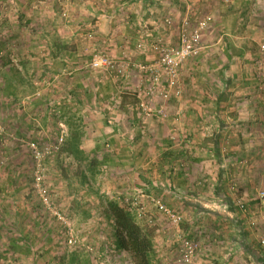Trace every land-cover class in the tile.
<instances>
[{
	"label": "rangeland",
	"instance_id": "rangeland-1",
	"mask_svg": "<svg viewBox=\"0 0 264 264\" xmlns=\"http://www.w3.org/2000/svg\"><path fill=\"white\" fill-rule=\"evenodd\" d=\"M169 2L147 7L141 32L129 33L94 26L100 18L94 10L104 0H0V264H133L115 246L110 202L128 210L151 236V264H182L178 236L196 248L192 264L196 258L226 264L220 252L235 243L226 228L228 199L246 207L243 220L256 208L264 216L258 200L264 191V0ZM111 7L118 10L111 9L104 23L126 25L121 7ZM184 21L190 31L200 22L207 26L199 53L182 62L176 89L164 98L165 77L153 81L158 61L153 47H177ZM133 40L136 45L130 47ZM215 43L218 55L211 62L202 47ZM188 60L199 76L198 100L186 94L192 86L185 81L183 87L180 79ZM220 92L216 103L212 98ZM194 101L217 104L224 123L217 139L212 128L201 129L213 134L207 144L197 145L199 167L209 170L214 164L207 151L215 144L221 156L216 171L233 174L212 194L206 187L209 174L198 179L202 198L220 213L202 209L211 219L207 224L196 218L197 207L185 213L176 202L165 204L168 186L160 180L132 182L139 175L134 176L127 157L135 147L132 119L139 128L144 119L157 127L179 122L178 105ZM176 134L172 129L170 142ZM72 136L80 150L75 157L63 151ZM32 145L40 154L36 159ZM243 185L251 188L240 197ZM160 205L180 218L178 229ZM239 247L233 246L232 264H248Z\"/></svg>",
	"mask_w": 264,
	"mask_h": 264
},
{
	"label": "crops",
	"instance_id": "crops-1",
	"mask_svg": "<svg viewBox=\"0 0 264 264\" xmlns=\"http://www.w3.org/2000/svg\"><path fill=\"white\" fill-rule=\"evenodd\" d=\"M104 1L106 2V4H103V6H100V8L97 7L96 10H94V15L96 17H100L98 19V22L94 26L102 32L108 27L109 29L113 28L114 30L116 29L119 31H125V29H127L129 33H132L136 30H138V32H141V17H143V14L146 15V12L148 11L147 7L150 6L153 8V6H155L157 8H162L164 6H167L168 3H170V0ZM113 5H119L121 7V9H119L121 11L120 16L126 15V18L128 19V21L125 23L126 25L122 23H116L115 21L111 23L108 22L107 25L106 23H104V20L102 18L104 16H111V9H115V11L118 10L117 7L112 8L111 6ZM173 12L176 16L180 15L177 9H174ZM148 16L150 15H147V17ZM146 22H150V20H147ZM124 26L129 27L125 28ZM149 26L152 27L154 26V24L150 23ZM153 30L155 29L153 28ZM177 40L178 39L175 38L172 44L177 42ZM128 42L130 47L136 45L134 40L132 41V43H135L134 45L130 41ZM202 48L205 50L204 51L202 49V53L204 52V54L209 57L211 62H215V59L218 55L216 50V43ZM122 54L124 53L122 52ZM141 60L144 61V59ZM189 63L190 60L183 63L181 69L184 70V68H186L187 72H183L180 76V79L183 82V87L185 81H188V84H191L192 86L190 89L185 91L186 94L189 93V96H191V98H196V100H198L200 98L199 94L197 93V90L201 92L200 88L197 87L198 74L195 71H192L194 67H189ZM192 92L196 94V97L193 96ZM220 95L221 92L219 94L216 93L212 99H214L216 103H218ZM210 98L211 97L207 96V94H204L203 96V99H206L207 101H209ZM128 108H132L128 109L129 111H135L134 107ZM142 108V110H146L144 106ZM178 108L180 112H182V119L179 122H175L172 120L167 121V123L163 124L161 127L152 125L148 120L144 119L145 121H142L143 127L139 128V126H137L138 123H135V119H132L130 121V123H133L132 127L130 128V132L134 133L133 135H131L132 133L130 134V143L133 144L135 147H133V150L130 151L127 155V157H129L128 159L130 160L128 164L131 166L130 170L133 171L134 176L136 174L139 175L135 178V181L134 179H132V182L140 186L142 184H154V181L160 180L158 183L168 186L167 191L162 196V200H164L165 204L172 206L176 202L179 205L183 206L182 210L185 213L197 207V210L195 212L197 215L196 218H201L198 219V221L203 222V224H207L211 219L208 217V211H202V209H208L209 212H213L218 216L220 213L213 211V209L215 208V203L210 204V199L208 197L205 199L202 198L201 192L197 188L199 184L198 179L201 177V175L204 174V172L209 174L210 177L206 180V187L209 190V194H212L213 189V191L216 193L221 191L222 185L225 184L224 181H228V178H232L233 174L223 171L221 167V169L216 171L221 156L217 154L215 144H213V146L211 147L213 151H207L209 153V156L213 158V160L211 161L214 164H209L210 166L208 165L209 170L205 169V167L203 166L199 167V165L201 164L198 163L197 158L199 153L201 152H199L200 150L197 145L207 144L208 138H210L213 134H211L210 131H208V134H206V132H201L202 128H212V132H215L214 137L216 139L218 138V135L220 134V128L224 125L222 121L218 120V111L222 109H220L217 104H215L214 107H211L210 105L204 102L199 103L195 101L194 103L187 104L180 103L178 105ZM178 108H176V110ZM172 129H176L177 133V138L174 140L173 143L169 141V139H171L169 138V134ZM150 142H156L158 144L157 147H149V145L152 144ZM123 157L126 156L123 155L119 156L118 158L121 159ZM211 167L213 169H210ZM210 185L212 186L210 187ZM249 188H251L249 185H243V187H241L242 190L240 197L247 195V191ZM174 192H176V194H174ZM171 194L175 195V201L174 198L171 197ZM204 194H206V191H204ZM194 195L196 196V199L194 198ZM226 198L227 197H225V199ZM229 201L230 200L228 199V202H225V204L223 205L226 207L227 210L225 218H227L226 220L228 226L226 228L230 230L231 235L229 236L235 243L230 245L227 250L225 249L223 250V252H220V254H222V257L225 259L226 264H232V256L234 255L233 246L235 244H239L241 253L245 257L246 261H248V264H264V249H262L258 243L259 231H252L248 226L249 219L255 218L258 219V222L260 221L258 216L259 213L255 212L257 208L254 211L252 210L253 214L250 216V218H248L247 220H243L244 217L239 211V204L237 205L234 201ZM246 202L247 201H245V203ZM246 204V206H248V203ZM206 215L208 216L206 217ZM206 229L210 230L209 226H207ZM208 234H211V231ZM209 236L212 237L213 235ZM203 256L207 257L206 254H204ZM210 258L212 259L213 257ZM208 263H210V260L208 261ZM195 264L207 263L202 261L201 259L196 258Z\"/></svg>",
	"mask_w": 264,
	"mask_h": 264
},
{
	"label": "built area",
	"instance_id": "built-area-1",
	"mask_svg": "<svg viewBox=\"0 0 264 264\" xmlns=\"http://www.w3.org/2000/svg\"><path fill=\"white\" fill-rule=\"evenodd\" d=\"M209 21V19H208ZM207 22H200L196 29L192 31L189 30L188 23L183 22L182 29H181V36L178 41V46H171V47H163L154 45L153 51L155 54L158 55V61L156 62L154 73L155 82H160V78L163 75L165 77L164 83L166 84V89H164V98H167V93L172 88L176 89V83L178 78V69L182 62L189 58L196 56L200 50V38L202 31L206 28ZM260 50L264 55V43L260 46ZM98 65V64H95ZM177 92L176 94H178ZM175 94V92H174ZM61 142V140H60ZM33 151L35 153V159L40 156L39 152L35 149L34 145H32ZM39 179V178H37ZM258 200L264 205V191H261L258 194ZM159 210H162L163 213L169 215L172 224H174L177 229L180 224V218L174 215L169 214V212L163 208V206H159ZM239 210L243 214H246L247 209L243 204H239ZM258 219H249L248 226L252 231H259L258 235V243L259 246L264 249V216L259 217ZM260 226V227H258ZM178 242L180 245V253L181 258L180 261L182 264H192L193 258L195 256L196 248L193 247L192 242L181 238L180 236L177 237Z\"/></svg>",
	"mask_w": 264,
	"mask_h": 264
},
{
	"label": "trees",
	"instance_id": "trees-1",
	"mask_svg": "<svg viewBox=\"0 0 264 264\" xmlns=\"http://www.w3.org/2000/svg\"><path fill=\"white\" fill-rule=\"evenodd\" d=\"M64 152L75 157L80 154L76 137L65 143ZM108 217L113 222L115 246L129 254L133 264H151L153 245L151 236L137 225L132 214L115 202L107 205Z\"/></svg>",
	"mask_w": 264,
	"mask_h": 264
}]
</instances>
